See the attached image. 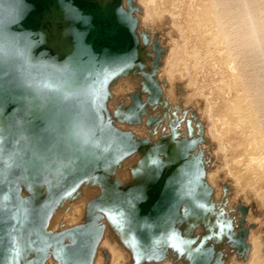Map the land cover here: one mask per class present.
Returning <instances> with one entry per match:
<instances>
[{"label": "rangeland", "instance_id": "1", "mask_svg": "<svg viewBox=\"0 0 264 264\" xmlns=\"http://www.w3.org/2000/svg\"><path fill=\"white\" fill-rule=\"evenodd\" d=\"M203 1L206 6L208 4L206 0H110V4L114 6L113 18L123 17L127 36L131 39L134 49L124 63H118L116 69L106 71L100 78L103 85L101 100L98 98L95 102L100 127L91 128V130L101 131L103 135L104 141L101 139L103 144L99 148L101 152H104L107 164L103 163L102 166L88 155H83L81 160L77 161L75 159L77 146L73 145L70 161L66 162L68 157L60 158V161L54 160L57 162L55 163L56 172L61 177H58L56 173L54 177H50L49 173L52 174L53 171L48 168L49 164L48 167L40 170L42 172L48 168L41 179L37 180L32 173L30 176H24V179L20 176L13 181L16 182L14 183L17 187L15 192L20 204L24 205V202L30 204L32 216L37 217L39 212H44V215L41 225L35 230L29 227L21 228L19 240L14 236L15 250L12 251L8 264H63L54 246L40 245L33 235L37 233L41 238H53L71 228L93 222L94 219L96 220L93 222L92 231L94 235H97V246L91 264H97L100 259L98 264L264 263L263 192H257L258 187L255 188L254 185L246 188V184L244 185L240 178L239 166L241 167L243 158L238 154L241 153L238 152L240 151L238 147H240L241 133L236 132L239 131L235 123L236 119L230 110V112L227 111L230 109L229 104L236 99L238 91L235 84L238 73L234 70L237 67H234L236 65L235 63L233 65L232 61L227 62L223 45L218 44L219 46L209 48L208 38L219 33L220 25L217 23L215 25L213 21L216 22V20L212 17L210 23H213V30H211L212 27L209 29L198 25V17L205 8L202 6ZM88 3L94 11L98 10L94 0ZM60 6L65 9L63 5ZM43 12L44 10L37 17L36 25L31 32L29 44L34 43L29 50L28 58L34 63L42 61L43 65L49 64L53 68L57 66L62 69L65 67L63 64L65 56L54 52L55 50L45 44L39 36V29L45 27L46 30H50L53 26L51 21L43 22ZM63 17L71 22L66 38L73 43L74 16L70 10H67ZM62 24L63 26H60ZM56 25L60 29L64 28V23ZM206 30L214 34H209ZM138 49L141 50V56L136 53ZM34 53L46 54L51 58L39 56L35 59ZM194 54H197L199 58L194 57ZM130 68H132L131 72ZM118 74H121L122 80L120 79L117 86L114 85L116 90H112V79ZM128 78L129 81H126ZM128 84L131 85L130 88ZM118 86L122 89L120 87V90ZM114 99L117 102L114 101V104H111V100ZM12 104V109L17 111L19 107L13 102ZM223 104H226L227 109ZM25 105L27 106L28 103L26 102ZM25 105L20 107V112L16 113L15 117L18 123H25L30 127ZM43 109L45 112L44 104ZM10 122L11 120L7 123V128H5L6 124L3 125L4 130H2L3 126L0 127V153L5 135H8L11 130ZM234 130H236L235 133L232 132ZM109 139L113 140L109 142ZM21 143L23 141L14 145L15 152L18 153ZM235 145H238V149ZM169 149H175L178 155L176 151H174L176 154H173V150L170 154ZM86 151L90 149L87 148ZM168 155L170 157L176 155L174 162L182 161L189 172L182 177L170 172L172 169H168L167 166ZM149 156L153 159L150 160ZM86 159H91L95 163L85 165L84 169L77 172L73 179H70L74 183L66 182ZM144 161H146L145 164ZM58 164L63 166L62 170H57ZM3 172L7 174V169H3ZM6 174L3 173L2 178ZM191 175L195 179V182L191 184V191H193L191 210H189L187 194L182 193L179 197L177 195L173 210L169 214H164L169 216L166 223L167 231H164V225H153L154 232L150 240L143 245L138 239L142 227L129 223L128 217L125 218L126 204L129 201H125L123 191L147 187L148 190L145 193L148 195L141 201H138L140 199L138 196L135 197V193L128 194V200L130 198L136 210L146 208L147 211L148 206L155 199L164 196L163 191L157 190L160 180L178 179L180 182L190 179L189 182H191ZM91 181L95 182V185L90 184ZM88 182L91 186L84 191L83 187ZM142 182L144 183L140 184ZM42 187L45 190H42ZM40 189L45 192V195L42 192L43 197L39 193ZM97 190L99 192L96 195ZM83 192L85 198L82 196ZM107 193L109 197L111 196L110 199L114 197L118 200L119 210L124 215L120 217L122 220L119 218L120 221H118L121 226L117 225L116 229L112 230L110 233L112 236L109 234L111 237L108 235L110 211L105 208L106 204L103 205V201L106 200L105 203L108 201ZM6 196L4 195L5 200L8 198ZM68 196H71V202L66 201L63 204ZM4 199L1 198L2 201ZM80 199H85L86 203ZM73 201L76 205L78 203L83 205L75 209L76 205ZM96 203H99V206L94 207ZM62 204L68 206L62 208L61 217L56 221V225L49 229L51 220L57 215ZM91 207L94 209L93 212ZM193 220L196 223H193ZM189 224H191L190 230H188ZM123 225L124 232L119 229ZM185 225L188 229H184L187 228ZM45 230L48 234H44ZM165 232L168 233V237L172 235L167 240ZM119 234L120 237H117L116 235ZM117 238L119 240H116ZM69 239L66 237L63 242H69ZM24 243L27 246L25 249H23ZM0 264L5 262L0 259Z\"/></svg>", "mask_w": 264, "mask_h": 264}, {"label": "water", "instance_id": "2", "mask_svg": "<svg viewBox=\"0 0 264 264\" xmlns=\"http://www.w3.org/2000/svg\"><path fill=\"white\" fill-rule=\"evenodd\" d=\"M51 1L0 0V96L11 115L14 98L33 97L43 101L45 105V112L35 129L29 128L25 123H18L13 116L11 130L1 146L0 259L5 264L9 263L12 251L15 250L14 236L19 240L22 229L29 227L35 230L41 225L44 215V212H39L37 217L32 216L30 204H20L15 192L16 182L13 181L20 176L24 179V176L32 173L37 180L41 179L48 168L53 171L52 174L49 173L51 178L55 173L61 177L56 172L57 162L54 160L60 161V158L67 157L66 162L71 160L72 151L67 140L75 138L77 130L100 127L99 114L95 109L96 99L101 100L103 88L100 78L106 71L116 69V57L121 54L123 46L118 36L100 34L109 33L113 26L117 30V25L83 15L88 4L84 0H72L75 4L72 41L76 46L74 62L77 64H65L60 69L49 64L43 65L42 61H29V50L34 43L29 44L31 32L37 17ZM96 30L100 32L97 35ZM39 56L51 58L46 54L34 53L35 59ZM90 140L86 147L96 143L97 149L101 151L99 146L103 141L95 136ZM19 141H23L24 146L21 153L14 151V145ZM77 143L79 151L84 149L80 141ZM32 149L39 160L50 163L42 172H32ZM92 162L94 161L86 159L66 182L74 183L70 179L84 169L85 165H92ZM3 169H7L4 178ZM4 195L8 198L2 201ZM93 222L71 228L53 238H41L37 233H33V236L40 245L54 246L55 252L62 254L64 264H91L97 246V235L92 231ZM66 237L70 238L69 242H63Z\"/></svg>", "mask_w": 264, "mask_h": 264}, {"label": "bare ground", "instance_id": "3", "mask_svg": "<svg viewBox=\"0 0 264 264\" xmlns=\"http://www.w3.org/2000/svg\"><path fill=\"white\" fill-rule=\"evenodd\" d=\"M52 1L53 2L50 3L44 9V12L42 14L43 19H44L43 22H45L46 20L52 22V25H53L52 29L46 30L45 27H43L42 29H39L40 30L39 31V36L42 38L41 40H43V42L45 44H47L48 46H51L53 48V50H55L54 52H56L58 55L61 54V55L65 56L63 64H70V65L75 64L76 65L77 63L74 62L75 55H76V53H75L76 52V46H75L74 43L69 42L68 39L66 38L67 34L69 33L68 32V30H69L68 28L70 27V23L71 22L69 20H66V18L64 19V17H63L67 10H70L72 12V14H73V10L75 8V4L72 2V0H52ZM89 1L90 0H86L85 1L88 4V7L86 8L85 11L82 12L83 15L87 14V15H89V16L97 19V20H105V21H108L111 24L117 25V28H118L117 30L115 29V26H113L112 28H110L111 30L109 31V33H106V32H101L100 33L99 30H96L95 34L97 35L98 33H100L102 35L111 34V35H114V36H118L121 39V42H122L123 46H122V49H121V54L116 57V60H117L118 63H124L131 56V54L133 53L134 47H133V44L131 42V39L127 36V31H126V29L124 27V23H123V19H122L123 17L121 18L120 16H118L117 18H113V12H114L113 8H114V6H112V4H110V0H94L96 2V4H97V8H98L97 11H94V9L90 6V4L88 3ZM203 3L204 4L202 6H204L205 8H204L202 14L199 15V17H198V22H197L198 25H200L202 28L211 29L210 27H212L211 30H213V23L214 24L217 23V24L220 25V26H218L220 28V29H218L219 33L218 34L215 33L217 35L210 36L209 38L206 35L205 30H204V33L207 36L208 41H209V43H208L209 44L208 45L209 48H210V46H215V45L219 46L218 44L223 45L222 48L224 47V51L225 52L224 51L223 52L226 53V55L225 54L224 55L227 57L226 58L227 62L228 61H232L233 65H234V63L236 65L234 67H237L234 70L236 71V73H238L237 74V78H235V81H236L235 84H237L238 91H237V94H236V97H235L236 99L235 100L233 99L234 101H232V103L229 104L230 106H228V107H230V109H228L227 111H229V110L231 111V112L230 111L229 112L236 119L235 123H237L236 125L238 127V129L237 128H235V129L239 130V131L234 130L232 132L235 133V131H236L238 133L239 132L241 133V139L239 138L240 141H241L239 143L240 147H238L240 149L237 148L238 145H235L236 148L238 150H240V151H238V150L237 151L241 152V153H238V154L240 156H242V158H243V160L241 162L242 165H241V167L239 166V168H240L239 169V175H240L241 180H243L244 185L246 184L245 185L246 188H247V186H251V185L252 186L254 185L255 188L257 186L258 187V191L257 192H260V191H261V193L263 192V194H262L263 196L262 197L264 198V0H206V3H208V4H206V6H205V2L204 1H203ZM60 5H63L65 7V9H62ZM200 13H201V11H200ZM214 15H216L215 16L216 18L214 17ZM211 17L214 18L216 20V22L213 21L214 20L213 19L212 20L213 23L211 24L210 23ZM57 23H64V28H62V29L58 28V26L56 25ZM209 24L212 25V26H210ZM60 26H63V24L60 25ZM208 31H210V30H208ZM208 33L212 34V35L214 34V32L213 33L208 32ZM205 35H204V37H205ZM207 38H205V39H207ZM188 40H190V39H188ZM47 45H44V46L47 47ZM140 51H139V49L136 50V53L139 56H141L140 55ZM184 52L186 53L185 50H184ZM146 56H143V57L145 58ZM186 57H188V56H186ZM189 57H190V55H189ZM189 57H188V59H189ZM194 57H198L197 54L196 55L194 54ZM59 58H60V56H59ZM198 58H196V59H198ZM131 69L132 68L129 69L130 72H131ZM231 74H233V73H231ZM118 75L114 76L113 79H112V82H113L112 83L113 85L111 86L112 90L113 89L116 90V87L114 85L117 86V84L120 82V79H121L120 75L121 74L119 76ZM129 78H130V76H129ZM129 78L126 79V81L127 80L129 81ZM71 86H72V84H71ZM130 86L131 85H129V88H130ZM120 87H119V89H120ZM121 89H122V87H121ZM113 93H114V91H113ZM118 94L116 95L117 97H118ZM165 95H167V94H165ZM169 96H171V95H169ZM117 97H116V99L118 100L119 97L118 98ZM231 100H229V101H231ZM114 101H115V99L111 100V104H114ZM12 102L17 107H19L17 109V111H14L12 109L13 115H11V113L8 110H6V107L4 105V100L0 96V127L6 124L5 128H7V123L9 122V120H11L12 117L16 115V113L18 114L20 112L19 111L20 107L25 105L26 102H27L28 105L27 106L25 105V106H26L27 113H28L27 115H29V121H30V123H29L30 127L29 128H31V129L37 128L39 122L41 121V117H42V115L44 113V109H43V103L44 102L41 101V100H38L36 98H33V97L14 98ZM115 102H117V101H115ZM223 105L226 107V104H223ZM112 108H114V107H112ZM226 109H227V107H226ZM232 116H229V117H232ZM225 117L227 118L228 116H225ZM229 121H230V119H229ZM231 121H233L232 118H231ZM230 123L231 122H229V124ZM125 126H127V125H125ZM2 128H3L2 130H4V126ZM134 130H136V128ZM76 132L77 133H76L75 138H69L67 140V143L71 147L73 145L77 146L78 145L77 141H80L82 143L81 144L82 147H84V149H82L81 151H79L78 147H77L76 152L74 150L75 159L78 161V160H81L80 158L83 157V155H88V156H90V158L93 157L95 160H97L98 164H100V165L102 164V166H103V163L107 164V160L104 158V152H101L100 150L97 149V144L96 143L86 147V145L90 143V141H91L90 139H91L92 136H95L98 139L100 138V139H102L104 141L103 135L101 134V131H99V132L92 131L91 128H90L88 130L87 129L77 130ZM232 132H231V135H233ZM107 133H110V132H107ZM228 134H230V131H228ZM228 134H226V135H228ZM5 136L7 137V135H5ZM237 136L240 137L239 135H237ZM237 136H236V139H237L236 141H238V137ZM6 137L4 139H6ZM159 137H160V135H159ZM112 140L113 139H109V142H111ZM235 144H237V143H235ZM87 148L90 149V151H86ZM169 150H170V154H171V150H173V149H169ZM169 150H168V152H169ZM23 151H24V146H23V143H21L18 153H21ZM70 151H72V150L70 149ZM174 151H176V150L174 149L173 152ZM176 152H177V155H178V151H176ZM166 154H168V153L166 152ZM173 154H176V153L174 152ZM174 156H176V155H174ZM174 156L170 157L168 155V158H167V164L168 165L167 164L166 165L169 167L168 169H172V170H170V172L176 173L178 176L182 177L186 173L189 172V169H187V167L182 163V161L180 163L177 162V161L174 162ZM30 157H31L30 161H31L32 170H37V169L41 170L44 167H48L49 164H50V163L44 162L43 160H39L33 149L31 150ZM150 158H151L150 160L153 159L152 157H150ZM133 159H135V158H133ZM139 159H140V157H139ZM141 159H142V157H141ZM178 159H175V160H178ZM130 161H128V162H130ZM146 161L148 162V160H146ZM146 161H144V164H145ZM135 162H136V160H135ZM135 162H133V163H135ZM156 163H157V161H156ZM128 164H131V163H128ZM154 167H155V165H154ZM154 167H152V168L155 169L156 167L155 168ZM62 168H63V166L61 164L57 165V170H62ZM150 168H151V166H150ZM3 173L6 174V172H3ZM97 174H99V173H97ZM118 176H120V175H118ZM129 176L131 177V175H129ZM189 180L190 179L185 180V181L182 180L180 182H179L178 179L175 180V179L164 178V179H162V181L160 180V182H158L159 183V188L157 190L163 191L164 192V196L162 198H160V199H155L148 206V210L147 211L145 210L146 208L136 210L134 205L131 204L130 198L128 200V194L131 193V192L136 194L135 197H137V196L139 197L140 200H138V201H141L143 198L147 197L148 193H145L148 190L147 187L142 188V189H135L134 188L135 190L131 188V189H127V190L123 191L124 192L123 194L125 195L124 196L125 201L126 202H128V201L130 202V203L128 202L126 204L127 214L125 212V214H126L125 218L127 219V217H128L129 223H131L133 225H139L140 227H142V232L139 234L138 239L143 245H145L146 242H148L150 240L151 234L154 232V230H152V226L153 225H155V224L164 225V231H167L166 230V228H167L166 223L169 220V216H165L164 214H166V213L169 214L173 210V208H174V206L176 205V202H177V195L179 197V195H182V193L187 194V202L189 204V210H191V196H192V193H193V191H191V184L195 182L194 176L191 175V182H189ZM91 182H93V181H91ZM91 182H90V184H94L95 183V182H93V183H91ZM143 183L144 182H142L140 184H143ZM90 186H89V182H88L83 187L84 189L83 188H81V189H83L85 191V189L90 187ZM137 188H139V187H137ZM42 190H45V189L42 187ZM42 190L40 189V191H39V193H41V196H42L43 193L45 195V192L42 191ZM90 190H88V191H90ZM110 191H108V193ZM90 192L93 193V191H90ZM90 192H87V193L90 194ZM98 192H99V190H97L95 194L97 195ZM132 193L130 195H132ZM83 195H85L84 192L82 193V196ZM255 195L257 196V194H255ZM258 196H260V195H258ZM42 197H40V198H42ZM92 197H93V195H92ZM108 197H109V194H108ZM110 197L108 198L107 203H105L106 200L105 201L102 200L104 202L103 205L106 204L105 208L110 211L109 212V218H108L109 223H110L108 235L112 232V230L114 228L116 229L117 225L121 226V224H119L118 221H120V219H121L120 217L121 216H124L123 213L119 210L120 204H119L118 200H116L114 197H113V199L112 198L110 199ZM6 198H7V196H6ZM37 198H39V197H37ZM3 199H4V196H3ZM86 199H87V197H86ZM80 200H83V199H80ZM66 201H68V203H70L71 202V196L66 197L64 199V201H63V204ZM83 201L86 203L85 199ZM165 201H167V203H165ZM73 202H72V204H73ZM78 202H82V201H78ZM263 202H261L262 206H263ZM76 203H77V201H76ZM74 204H75V202H74ZM66 205H63V206H61V208H59V210L57 211V215L54 216V218L51 220V224H50L49 229L51 227L53 228L54 225H56L55 224L56 221L58 220L59 217H61L62 208L66 207ZM82 205L83 204L78 203L75 206V209H76L77 206L81 207ZM100 205H101V203H100ZM95 206H99V203H96L94 205V207ZM65 209H63V210H65ZM73 209H74V207H73ZM75 209H74V211H75ZM96 209H99V208L96 207ZM100 209H101V206H100ZM82 210H84V209H82ZM93 211H94V209L92 210V212ZM96 212H97V210H96ZM193 223H196V222L193 220ZM190 225L191 224L188 225L189 229H188L187 225H185V226H187V228H184V229L190 230V227H191ZM192 226H194V224H192ZM122 227H120L119 229H121L120 231L124 232V230H123V229H125L124 225ZM45 231L46 232H44V234H48L47 230H45ZM172 232H171V234H172ZM122 234H124V233H122ZM124 235H126V234H124ZM165 235H166L165 236L166 240L169 239L170 236H172L169 233L170 236L168 237V233L167 232H165ZM113 236H115V235L113 234ZM116 236L120 237V234L116 235ZM165 237H163V238H165ZM174 238H175V236H174ZM129 239H130V237H129ZM116 240H119V239L117 238ZM161 240H163V239L161 238ZM161 240H159V242ZM109 242L111 243V241H109ZM164 243H165V241H164ZM26 247H27L26 243H24L23 244V249H25ZM121 249H122V247H121ZM59 255L62 258V254L60 252H59ZM115 256H117V255H115ZM117 257H119V256H117ZM100 261H101V259L99 260V262ZM99 262H97V264ZM262 263H263V261H262Z\"/></svg>", "mask_w": 264, "mask_h": 264}]
</instances>
